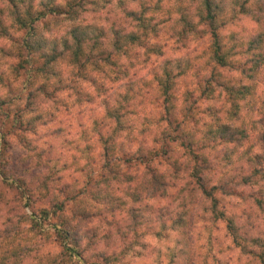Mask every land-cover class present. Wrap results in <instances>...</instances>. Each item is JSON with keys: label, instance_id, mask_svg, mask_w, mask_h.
I'll list each match as a JSON object with an SVG mask.
<instances>
[{"label": "rangeland", "instance_id": "1", "mask_svg": "<svg viewBox=\"0 0 264 264\" xmlns=\"http://www.w3.org/2000/svg\"><path fill=\"white\" fill-rule=\"evenodd\" d=\"M88 1L82 15L79 13V19L73 23H64L59 35L73 25L105 28L108 32L117 27L125 28V33L137 30V21L127 15L129 11H134V0ZM216 1L224 6V24L220 28V35L222 43L227 48H233L231 58L235 66L214 70L216 64L211 58L210 31L206 26L198 27L190 19V8L179 10L176 25H171L170 17L164 19L154 16L151 20H146L143 14H138L157 31L151 34L149 44L155 45L157 51L140 47L131 50L128 55H120L119 65L112 67L111 81H106L95 73L93 78L87 80L79 78L76 83L79 88L78 99L76 90H69L58 96L57 103L47 98L38 99L39 109L50 108L54 111V116L41 119L36 130H11V123L6 124L0 114V127L3 123V131L9 133L8 143L0 139V159L3 161L0 165L4 167V163L9 162V166L14 167L18 175L16 179L23 177L22 179L35 183L34 187L27 184L33 190L34 203L25 207L22 192L16 189L18 183L4 185L0 178V222L4 225L0 228V246L7 245L11 248L16 245L11 248L12 251L27 249L28 256L35 253L29 264H72V258L64 254L61 240L54 239L50 227L47 229L46 240L43 241V236H37V233L31 231L30 222L27 221L28 215H41L43 210L50 209L54 203L61 206L64 202L65 211L50 213V224L60 225L68 219L77 227L78 244L72 242L68 245L75 248L76 257L81 262L83 260L84 264H162L163 253L157 248V243L168 245L174 235L178 238L174 248L169 249L168 264H253L256 260L253 253L255 249L249 247V243L246 245L247 250H243L242 246L238 247L229 234L226 220L233 218L241 233L247 234L248 242L252 243L253 239L264 241V202H259L261 199L264 201V110L259 115L258 111L242 107L240 117L224 120L233 131L234 125L240 127L242 118L256 122L257 126L254 127L249 123L245 139L238 134L239 143L231 142L230 138L226 141L215 140L208 134V130L210 127H218V124L212 123L206 110L213 107L223 115L231 105L230 98L227 91L219 87H215L212 95L200 97L205 88H200L198 83L200 79L206 78L207 81L215 72H220L216 76H221L228 87L230 84L238 87L242 80L251 85V81L242 72L245 71L247 76H254L251 70L254 63L251 60L258 52L250 43L259 33H264V28L249 31L246 27L247 13H243V19L239 18L235 16L230 0ZM192 3L195 4L196 0H192ZM162 4L163 0H159L158 13ZM182 13L187 14L194 32H186L180 21ZM252 19L255 20V17ZM200 24L203 23L200 21ZM180 62L184 65L186 63L189 70L180 68ZM167 63L169 70L177 76L174 89L176 111L184 113V106L192 105L194 99L199 98L201 120L191 131L187 129V132L198 141L204 138L200 154L214 159L223 167L222 174L217 170L212 172L214 178L209 184L212 186L216 179H221L227 183L228 191L232 188L237 191V194L216 193L221 198L219 210L227 212L224 219L214 211L211 202L202 198L198 192H189L186 180L194 161L190 156L184 155L185 149L176 143H171L166 151L167 156L173 157H170L172 162L177 160L181 165L179 178L171 180V186L163 195L150 193L148 196L143 179L146 174L145 165L136 164L137 161L135 164L126 161V153L131 147L127 145L125 137L132 142L134 139H145L147 143L151 140L154 144V139L160 138V134L167 129V124L160 121L163 116V98L158 86V77ZM119 69H126L128 76L113 81ZM255 77L257 83L253 90L254 96L264 100V69ZM209 81L212 82V78ZM102 83L111 89L99 92L98 87ZM4 89L0 87L2 97L9 98ZM189 90H194V94L184 102L183 96ZM116 101L119 105L122 104L121 112L127 123H124L123 129L114 133L116 124L107 117V111L113 109V104L116 106ZM13 105L14 103L8 105L7 110L14 113ZM157 124L164 127L158 128ZM175 128L173 125L167 131L175 136ZM142 129H148L144 136L140 134ZM176 131L179 133L177 129ZM109 136L111 140L108 146L114 143V148L117 149L123 145L121 152L118 151L112 160L118 159L121 162V174L125 176L109 179L104 177L107 180L104 183L106 186L100 185V191L97 187L93 188L97 195L95 200L81 197L88 183H95L103 173L102 166L106 163V157L105 145L101 139L105 141ZM163 140L167 142L168 139ZM157 145L159 150L163 148L160 141ZM196 148L197 146L194 149ZM159 161L154 165L157 166ZM162 162L160 169L165 172L168 161L162 158ZM255 171L259 172L257 177L253 175ZM13 178L15 179L14 175ZM44 179L48 190L40 188L37 191L38 183ZM243 181H250L252 184L245 186ZM4 196L6 200L3 199ZM79 204H82L80 208L89 210L94 216L80 221L77 212ZM106 204L107 211L103 210ZM209 210L211 215H208ZM252 244L255 245V242ZM153 256L156 258L153 259Z\"/></svg>", "mask_w": 264, "mask_h": 264}, {"label": "trees", "instance_id": "2", "mask_svg": "<svg viewBox=\"0 0 264 264\" xmlns=\"http://www.w3.org/2000/svg\"><path fill=\"white\" fill-rule=\"evenodd\" d=\"M213 3L215 4V13L212 12ZM86 4H89L88 0H64L62 4H56L55 0H0V87L1 89L5 88L4 91L8 92L9 97H2L3 93H0V108L2 111L0 114L6 124L11 123V130L31 132L36 130L41 119L54 116V111H51L50 108L43 107L39 109L38 99L47 98L57 103L58 96L67 93L69 90H76L78 99L79 88L76 83L79 78L87 80L88 78H93L92 76L95 73L102 79L111 81L112 67L119 65L118 57L120 55H128L131 50L140 47L149 51H157L158 48L155 45L149 46L152 38L151 34L157 31L144 22L143 16H137L142 14L141 12L129 11L127 13L128 17H134L138 24L137 30L130 33H125V28L123 27L113 28L108 32L105 28L73 25L64 34L59 35V32L63 30L64 23H73L79 19V13L82 15ZM223 13L224 6L218 4L216 0H201L200 21L209 29L211 34V58L216 64V66L214 65L215 71L219 70V68L235 66L231 58V50L233 48H227L222 43L220 35V28L224 24ZM180 21L184 24L187 33L194 32L192 29L193 25L189 21L187 14L182 13ZM250 44L258 52L254 55V59L251 60L254 63L251 69L254 76H247L245 71L242 72V75L251 81V85H248L247 81L242 80L243 82L241 81L240 86L236 87L234 84H230L228 87L227 83L221 80V76L220 78L216 76L220 72H215L207 81L206 78L200 79L198 83L200 88H205L200 97L212 95L215 87H219L224 88L230 98L231 105L227 111L223 112V115L219 113V109L213 107H209L206 110L209 117H211L212 123L218 124V127H210L208 130V134L212 135L215 140L222 139L226 141L227 138H230L232 139L231 142L239 143L238 134L244 136L245 139L248 134L249 123L253 124L254 127L257 126L256 122L254 120L250 122V120L242 118L240 127L234 125L233 131L229 127L230 124H225L224 120L235 116L240 117L242 107H249L248 110L253 112L258 111L259 115L261 110H264L263 98L261 99L257 95L254 96L253 93L257 83L255 76L259 75L264 69V33H259V36L253 39ZM178 66L184 70H189L186 63L184 65L180 62ZM65 73H68V75ZM127 76L126 69H119L113 81L121 80ZM176 78L177 76H174L172 71L169 70L168 63L165 65L163 73L158 77V86L163 98V116L160 121L167 124V129L175 125V136H172L167 129L164 130L160 134V138L154 139L151 149L145 147V144H147L145 139L142 141L134 139V142H132V140L125 137L127 145L131 147V150L126 153L128 156L126 161L127 163L137 161L136 164L145 165L146 174L143 179L148 196H150V193L163 195L167 188L171 186V180L174 181L179 178L178 171L180 172L181 165L177 160L172 162L171 156H167L166 151V148L171 143H176L185 149L184 155L190 156L194 161L188 175L189 178L186 180V184L190 188L189 192H198L202 198L211 202L214 211L221 216V219H224L227 212L222 209L219 210L221 198L216 193L221 192L226 195L232 192L231 194H237V191L233 188L228 191L227 183L221 179H216V183L212 186L209 184L214 178L212 172L217 170L222 174L223 167L214 159L205 158L200 154L201 150H203V144L201 143L204 142V138L198 141L194 137H190L187 132V129L191 131L201 120L200 116L202 115L198 106L199 98L194 99L192 105L184 106L182 109L184 113H178L175 108L177 101L174 90L177 84L175 83ZM211 78L212 82L209 81ZM17 89L19 92H17ZM110 89L105 86V83L100 84L98 87L99 92H108ZM192 94H194V90L186 92L183 96L184 102L191 98ZM12 103H14L13 107H15L14 113L11 110H7L8 105ZM121 105L116 101V106L113 104V109L107 111V117L111 118L113 123L116 124L114 133L123 129L124 123H127L125 115L121 112ZM180 114H182V117H180ZM1 126L0 139L2 138L4 143H8L9 133L3 131V123ZM176 129L179 133H177ZM145 131V129H142L140 134L143 135ZM146 132H148V129ZM163 139L168 140L166 142ZM110 140L111 136L107 137L105 141L101 139L102 144L105 145L106 163L102 166L103 173L99 175L100 179L96 180L95 183L89 182L81 197L85 196L86 199L95 200L97 195L94 194L93 188L97 187L98 189L100 185L106 186L104 183L107 180H104V177L109 179L125 176V174H121V162L118 159L112 160L116 153L123 149V145L117 149L114 148V143L108 146ZM159 141L163 144V148L160 150L156 147ZM136 142L137 145H134ZM196 146L197 148L194 149ZM162 158L168 161V168L165 172L160 169L163 164ZM157 160L160 161L155 166L154 164ZM4 167L0 165V178L3 184L9 185L12 183L13 185L18 183L16 189L22 192L26 203L25 207L33 204V190L28 185L34 187V181H27V179H22L23 177H19L22 181L16 179L18 175L14 167L9 166V162L4 163ZM258 174L259 172L257 171L253 173L256 177ZM242 183L245 186L252 184L250 181L247 183L243 181ZM40 188L48 190L46 179L38 183L37 191ZM98 191L100 190L98 189ZM3 199L6 200V197L4 196ZM259 202L262 203L264 201L261 199ZM80 207H82V204H79V211H77L80 221L94 216V213ZM65 208L66 204L64 202L61 203V206L58 203H54L50 206V209L43 210L41 215L26 216L27 221L30 222L31 231L37 233V236H43V241L46 240L47 229L50 227L53 230L54 239L61 240L64 254L72 258V256H77V253L75 248L68 244L72 242L76 244L78 242L77 227L72 225L68 219L60 225L50 224L52 217L50 213L53 211L54 214H57L65 211ZM107 209L108 204L105 205L103 210L107 211ZM226 221L229 234L233 237L236 245L238 247L242 246L243 250H247L246 245L249 243L247 234L241 233L233 218ZM254 240H252V243L255 242L260 251L251 252L256 255V259L258 258L261 264H264V241L261 239Z\"/></svg>", "mask_w": 264, "mask_h": 264}, {"label": "clouds", "instance_id": "3", "mask_svg": "<svg viewBox=\"0 0 264 264\" xmlns=\"http://www.w3.org/2000/svg\"><path fill=\"white\" fill-rule=\"evenodd\" d=\"M64 0H55L56 4H62ZM159 0H134L132 8L134 11L141 12L146 20H151L154 16L157 18L168 19L171 18V25H176L179 19L181 8H190L191 16L190 19L198 25L200 28H204L205 25L200 24V15L197 9L200 6V0H196L193 4L192 0H163V4L160 5L161 11L157 12V5ZM230 4L234 9L235 16L239 18H244L243 13H248L246 27L249 31L255 32L264 28V0H230ZM54 6V5H50ZM243 10V11H242ZM212 12L215 13V4L213 3ZM206 14V13H205ZM255 17V20L252 17ZM259 21V23H257ZM170 25V26H171ZM203 35V33H202ZM207 40V36H205ZM159 127H164L157 124ZM146 148L151 149L153 147L151 140L145 145ZM0 159V163H2ZM208 215H211L209 210ZM4 227L2 222H0V228ZM264 227V223H262ZM221 228H223V223H221ZM178 236L174 235L170 244H159L157 243V248L163 255H161L162 264H168V252L170 248H174L175 242ZM249 247L254 248L255 251L259 252L260 249L256 245L249 241ZM16 245H12L11 248H15ZM7 245L0 246V264H29V260L35 257V253L31 256L27 255V249H21L18 251H12ZM156 257L153 256V259ZM72 264H82L79 258L76 256L72 257ZM253 264H261V261L257 258L253 261Z\"/></svg>", "mask_w": 264, "mask_h": 264}]
</instances>
